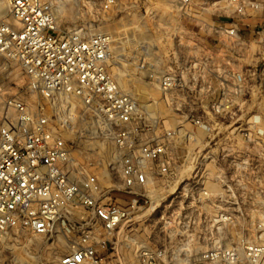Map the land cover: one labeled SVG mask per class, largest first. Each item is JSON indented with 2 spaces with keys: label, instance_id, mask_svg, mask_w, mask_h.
Listing matches in <instances>:
<instances>
[{
  "label": "built area",
  "instance_id": "2783aa9c",
  "mask_svg": "<svg viewBox=\"0 0 264 264\" xmlns=\"http://www.w3.org/2000/svg\"><path fill=\"white\" fill-rule=\"evenodd\" d=\"M249 4L100 0L91 15L115 10L141 19L155 16L159 5L172 13L158 30L140 22L88 35L91 20L61 26L51 1L8 0L0 56L16 63L26 83L19 94L6 95L0 81L1 264H239L237 248L223 241V224L233 223L235 207L245 204L237 190H248L252 170L247 108L234 120L248 101V73L230 67L221 74L199 40L185 41L194 54H182L180 47L188 30L184 20L231 7L238 22L204 19L200 28L224 36L230 55L239 48L245 53ZM157 34H163L161 45ZM1 69L8 65L0 63ZM120 78L148 79L178 128L156 135L161 122L155 101L135 95ZM213 78L216 83L206 81ZM179 96L197 107L177 104ZM255 119L254 124L262 121ZM233 127L249 144L218 151L221 130ZM256 134L262 136L263 128ZM192 143L194 175L182 178L179 213L157 215L149 193L155 176H173L177 148ZM257 144L264 162V144ZM145 223L152 228L143 229ZM172 223L176 242L164 231ZM243 248L250 264L264 262V243Z\"/></svg>",
  "mask_w": 264,
  "mask_h": 264
},
{
  "label": "rangeland",
  "instance_id": "374dc122",
  "mask_svg": "<svg viewBox=\"0 0 264 264\" xmlns=\"http://www.w3.org/2000/svg\"><path fill=\"white\" fill-rule=\"evenodd\" d=\"M53 2L60 11L58 21L61 26H70L73 22L83 21L88 23L91 20V29L88 35L96 34L99 31L105 29L118 30L120 28L129 27L128 25L139 24L142 22L146 27H149L152 31L160 28L158 25H163L166 22V18L172 13L171 8L167 6H160L155 16H141L135 18L133 14L128 16L117 11L109 12V14H102L101 12L91 15L90 10L94 7V4L100 0H47ZM253 4L247 6V12L245 16L248 17L249 27L245 29L244 38L250 42L248 50L244 53L243 48H239L234 54L230 55L228 47L224 42L225 37L222 35H214L207 27L201 29L200 25L207 21L214 20L216 24H232L238 22V16L233 12V8H221L219 10L211 9L213 16L205 13L203 16L197 18H189L183 21L185 27L188 29L187 33L183 36V46L180 47L182 54H194V49L189 47L186 40H199L198 42L203 45L200 50L204 53L213 54L214 63L219 66V72L224 75V71L230 67L236 68L238 71L248 73L246 77L245 86H248L249 94L247 95L248 101L243 106V112L238 111L237 116H234V120L240 117L244 112V107L248 110L246 118L251 119V139L254 141L250 143V149L253 153L252 156V170L250 179L248 180V190L241 191L238 187V194L240 198L246 197L245 204H241L240 207H235V221L233 223L223 224L225 233L227 234V240L230 245L237 248L240 254L239 264H250L244 257L243 245L250 244H263L264 243V162L259 159L257 141L260 140L261 144H264V134L262 136L257 135L258 129L264 130V0H249ZM95 2V3H94ZM79 9V12H78ZM209 15V18L206 16ZM92 16H95L96 21L92 22ZM105 19H102V18ZM144 17V18H142ZM173 18H177L174 13ZM10 18V11L8 0H0V21ZM205 19V22L203 21ZM164 26V25H163ZM259 32V34H257ZM158 38L156 43L160 45L163 42V34H157ZM167 44L170 42L168 37ZM229 56V57H227ZM228 59L231 62H228ZM0 63H6L8 70H0V81L5 84L7 91L6 95L19 94L22 87L26 83V79L21 74L20 69L16 63L8 61L0 56ZM121 85L126 89H129L135 95L147 99L148 101H155L154 104L157 107L161 124L155 129L156 135L162 136L165 128L173 130L178 128V120L173 117L174 112H171L165 105L163 95L151 84L146 78H131V79H119ZM210 81L212 84L217 80L213 78ZM200 82V81H199ZM177 104L183 103L188 109L196 108V101H189L184 99L183 96L177 97ZM243 101V100H241ZM240 101V102H241ZM175 115V114H174ZM2 117V110L0 107V119ZM255 118H260L261 123L254 124ZM189 128V127H188ZM233 128L223 129L219 134L221 141H218V151L222 146L232 145L237 148L238 146L249 144L243 142L238 131ZM196 149V144L192 143L186 148H177V168L175 174L171 177H163L156 175L155 187L149 189V193L152 195V199L157 203L156 211L157 215L175 216L179 213L180 202L183 199L181 194V183L183 176L191 177L194 175L195 159L192 152ZM210 150L215 151L216 147H212ZM183 163V166L181 164ZM210 166V165H209ZM211 167V166H210ZM181 168L184 170L181 171ZM212 188V186H210ZM115 197H122L121 194H115ZM247 197H249L247 199ZM126 199V196L123 197ZM158 204H161L158 205ZM149 213H146L147 216ZM143 229L152 228V223L142 224ZM148 225V226H147ZM164 231L171 235V238L167 236V240L171 242L178 241L174 236L176 229H174V223L166 225ZM222 240V239H221ZM205 247V243L202 244ZM0 260V264H1ZM204 264H224L223 262H204ZM264 264V262L260 263Z\"/></svg>",
  "mask_w": 264,
  "mask_h": 264
},
{
  "label": "bare ground",
  "instance_id": "6f19581e",
  "mask_svg": "<svg viewBox=\"0 0 264 264\" xmlns=\"http://www.w3.org/2000/svg\"><path fill=\"white\" fill-rule=\"evenodd\" d=\"M59 11H61V10H59Z\"/></svg>",
  "mask_w": 264,
  "mask_h": 264
}]
</instances>
